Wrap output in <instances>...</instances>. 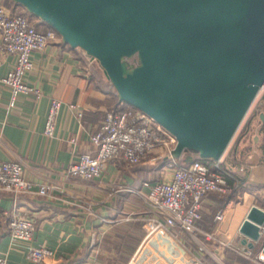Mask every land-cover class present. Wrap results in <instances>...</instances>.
I'll use <instances>...</instances> for the list:
<instances>
[{"label": "water", "instance_id": "95a60500", "mask_svg": "<svg viewBox=\"0 0 264 264\" xmlns=\"http://www.w3.org/2000/svg\"><path fill=\"white\" fill-rule=\"evenodd\" d=\"M13 1L96 58L120 101L174 134L176 157H221L264 88V0ZM263 223L252 204L241 241L252 247Z\"/></svg>", "mask_w": 264, "mask_h": 264}, {"label": "crops", "instance_id": "0c3cea01", "mask_svg": "<svg viewBox=\"0 0 264 264\" xmlns=\"http://www.w3.org/2000/svg\"><path fill=\"white\" fill-rule=\"evenodd\" d=\"M30 58L32 66L24 79L41 91L40 96L19 92L11 103V87L0 79V159L20 160L23 175L33 182V190L43 174L59 184L60 189L53 191L54 196L28 192L16 199L10 192L0 190V256H6L8 264H34L26 254L27 247L45 244L54 250V255L44 264H88L92 260L99 264H126L144 232L137 219L141 197L130 188L140 187L143 180L154 176L146 178L143 164L119 167L113 162H108L102 176L93 180H74L64 175L65 167L80 152H95L90 133L106 110L117 106L120 100L105 74V78H99L90 70V56L81 47L65 43L61 36L44 49L33 50ZM13 62V55H5L0 78ZM259 95L257 125L251 135L253 148L240 157L239 150L229 147L223 154V163L229 160L232 171L237 170L241 179L259 187L248 192V184L242 186L239 199L219 208L224 210V217L214 219L213 225L204 219L206 205L211 203L207 195L199 220L201 229L235 232L230 222L232 213L228 216L226 209H233L243 220L254 202V193L264 190V119L260 117L264 104L259 103L264 93ZM51 97H58L63 103L55 118L54 134L47 136L43 129ZM68 102L82 107L80 118ZM233 158L234 163L230 160ZM229 179L237 185L233 175ZM218 207L208 213L211 219ZM12 208L33 217L35 229L31 240L11 239L8 212ZM236 230L240 232L239 226Z\"/></svg>", "mask_w": 264, "mask_h": 264}, {"label": "built area", "instance_id": "2783aa9c", "mask_svg": "<svg viewBox=\"0 0 264 264\" xmlns=\"http://www.w3.org/2000/svg\"><path fill=\"white\" fill-rule=\"evenodd\" d=\"M59 36L55 29L37 28L26 14L14 12L0 2V65L5 55L14 56L12 68L0 79L11 87V103L19 92L40 96L41 91L24 79L32 66L30 55L33 50L44 49ZM261 89L263 94L264 88ZM62 103L58 97L50 99L43 129L47 136L54 134L55 118ZM67 105L79 118L82 116L79 104L68 102ZM71 140L74 142L76 137ZM90 142L95 152H80L69 162L64 169L67 178L93 180L102 176L108 162L119 167L161 163L158 178L143 180L140 187L130 188L141 197L137 219L144 232L126 264H213L211 258L221 262L223 253L218 248L217 251L209 249L196 233L205 232L200 228L199 220L207 194L229 190L231 174L222 164L224 155L212 160L195 157L184 162V152L179 157L172 154L176 144L174 134L141 109L124 101L116 108L106 110L104 118L90 133ZM240 169L244 166L240 165ZM43 175L33 190V182L23 175L20 160L0 159V190L10 192L15 199L28 192L54 196L53 191L60 189L59 184ZM258 192L254 193L252 204L264 209V192ZM257 197L263 204L256 201ZM223 217L224 210L218 209L214 219L222 220ZM34 229L33 217L16 208L9 210L8 233L12 240H31ZM263 234L264 223L260 225V237ZM222 244L264 264V243L256 253H253L254 245L250 247L241 240L233 243L229 238ZM214 252L220 256H215ZM26 254L34 264H44L54 255V250L45 244H30ZM0 264H8L6 256H0ZM88 264L99 263L92 260Z\"/></svg>", "mask_w": 264, "mask_h": 264}, {"label": "rangeland", "instance_id": "374dc122", "mask_svg": "<svg viewBox=\"0 0 264 264\" xmlns=\"http://www.w3.org/2000/svg\"><path fill=\"white\" fill-rule=\"evenodd\" d=\"M33 19L38 20V17L33 15ZM125 59L128 62V64H130V65L136 64L138 62V57H137L136 53H134L130 56H127ZM90 67H91L90 70L93 71L95 73V75L99 76V78H102L104 76L103 69L100 66L98 60L92 56H90ZM104 78H105V76H104ZM114 91H115V88H114ZM115 94H116V91H115ZM259 98L260 97H257L255 99V101L253 102L252 106L250 107L248 113L245 115L243 121L241 122L239 128L237 129L236 133L234 134V136H233V138L230 141V144L228 146L229 148H235L237 146V148L239 150V157H240V154L247 152V151H250V149H252L254 146L252 144V141H251V135L255 132L254 126L257 125L256 109L258 107V99ZM247 126L249 128L247 129L246 132H244L245 129L247 128ZM255 157H256V154H255ZM160 164L161 163H157V164H155V166L149 165V164L141 165L145 169L146 178H148V176L149 177L154 176V178H151V179H156L157 175H159L158 169H159ZM152 170H156V171H152ZM233 171H235V170H233ZM233 171L230 170V174H231V176L233 175V177H235L234 182L237 183V185H238L241 182V178L239 177L237 170L235 172H233ZM245 189H247L248 192H251L250 191L251 188H245ZM259 192H264V190H260ZM239 194H241V193H239L238 191L233 192L231 190H228V191L223 192V193H217V194L215 193V194H213V196L210 195L209 201L211 203H209V205H206V210H210L211 206H213V205L220 207L221 205L225 204V201L228 200L229 197H232V198L226 202L228 203L229 201H231V203H235L234 201L236 199H239ZM254 199H255V197H254ZM247 201L249 202L250 199L249 200L247 199ZM256 201L259 204H263L260 197H257ZM229 212L232 213V214H230V216H231L230 222H231V226L234 227L235 232H221L220 230H215V229L213 230V228L211 229V227H210L209 230L202 229L205 232H197L196 233L200 242L205 244L209 249H211L213 251L214 250L217 251V248H218L220 250L219 252L223 253V255L220 256V255H218V253L214 252L215 256L217 255V256L221 257L220 258L221 262L218 263L215 260H212V258L210 259L211 262L213 264H259L253 256L250 257L246 254H241L239 252H236V251L230 249L228 246L222 244V242L228 240L229 238H231L233 243H237L243 237V234L241 232H237V230H236L237 226H239L241 221H242L241 215L239 213H236V211H234L233 209H229V207H228V209H226L227 215L229 214ZM204 219L207 221H209V220L212 221V225L214 223H216V222H214L215 221L214 218L212 217V219H211L209 214H205ZM259 249L257 250L256 248L253 247V253L258 252Z\"/></svg>", "mask_w": 264, "mask_h": 264}, {"label": "trees", "instance_id": "16d2710c", "mask_svg": "<svg viewBox=\"0 0 264 264\" xmlns=\"http://www.w3.org/2000/svg\"><path fill=\"white\" fill-rule=\"evenodd\" d=\"M1 2L3 4H5L7 7H9L14 12H19V13L26 14L31 19V21L33 22V24L37 28H43V27L44 28H52L49 24H47L45 21H43V20H41L39 18H38V20H34L33 19V14L31 12H29L23 5L15 2L13 0H1ZM57 34H58V32H57ZM116 107L117 106H112L110 109L116 108ZM248 128L249 127L247 126V128L245 129L244 132H246ZM233 149L234 150H238L237 146L235 148H233ZM195 157L201 158L202 160H212L213 159L211 157H200L197 151L192 150V149H185L184 154L182 156V160L184 162H189V161H191ZM230 160L233 163L235 162V159L234 158H233V160L232 159H230ZM227 162H224L223 163V166H225L226 168L232 170V167H231L232 164L230 162H228V163ZM228 182H229V186H230L229 187V190H231L233 192L240 191L241 190V187L244 186V185H247V184H248L247 185L248 186L247 188L257 189L259 187L258 185L254 184L253 182L250 183V182L246 181L245 179H241V182L237 186H235V184L232 183L230 179H228ZM215 193L217 194L218 192L210 191L207 195H212L213 196V194H215ZM231 198L232 197H229L228 200L231 199ZM228 200H226V201H228ZM226 201H225V204L227 203ZM225 204H223L220 207H218V209L219 208H222V206H224ZM215 207H217V206L216 205L211 206L210 210H207L208 212L205 213V214H208L209 212L210 213L214 212ZM263 243H264V234L261 235V237L259 238V240L254 244V248H256L258 250Z\"/></svg>", "mask_w": 264, "mask_h": 264}, {"label": "bare ground", "instance_id": "6f19581e", "mask_svg": "<svg viewBox=\"0 0 264 264\" xmlns=\"http://www.w3.org/2000/svg\"><path fill=\"white\" fill-rule=\"evenodd\" d=\"M262 91V89L260 88L259 90H258V92H257V94H256V96H255V98H254V100L252 101V103H251V105H250V107L252 106V104H253V102L255 101V99L258 97V95H259V93ZM250 107H249V109H250ZM249 109L247 110V112H246V114L248 113V111H249ZM245 117V116H244ZM244 119V118H243ZM243 119H242V121H243ZM241 124V123H240ZM240 124H239V126H240ZM239 126H238V128H239ZM237 128V129H238ZM230 144V143H229ZM228 144V145H229Z\"/></svg>", "mask_w": 264, "mask_h": 264}]
</instances>
